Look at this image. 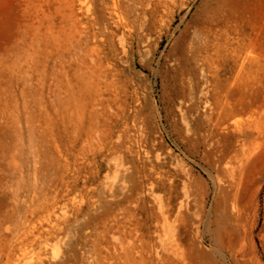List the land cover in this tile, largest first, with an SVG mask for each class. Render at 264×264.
I'll return each instance as SVG.
<instances>
[{
	"label": "rangeland",
	"instance_id": "374dc122",
	"mask_svg": "<svg viewBox=\"0 0 264 264\" xmlns=\"http://www.w3.org/2000/svg\"><path fill=\"white\" fill-rule=\"evenodd\" d=\"M83 1L0 0V264H264V0H122L95 113Z\"/></svg>",
	"mask_w": 264,
	"mask_h": 264
},
{
	"label": "bare ground",
	"instance_id": "6f19581e",
	"mask_svg": "<svg viewBox=\"0 0 264 264\" xmlns=\"http://www.w3.org/2000/svg\"><path fill=\"white\" fill-rule=\"evenodd\" d=\"M86 1L84 0L82 4L87 3ZM122 3V0L107 1L106 6H111L108 12L109 15L107 19L102 17L91 21L92 25H97L98 27L93 32L79 31L74 21L64 43H61V38L58 39L55 36L60 42H57L56 55L62 64V74L66 77L67 97L69 100H74L77 105L87 101L92 107L93 113L97 112L98 107L105 105L106 89L102 80L106 72L104 61L107 60V56L104 50L107 45L114 46L116 41L124 43V37L119 35V32L126 27L121 10ZM106 8L108 9V7ZM91 39H94L93 42H91ZM204 49L199 45L192 44L190 46L192 57L196 61L203 60V58L206 59L208 50L205 49L204 51ZM103 54L104 57L102 56ZM228 117L229 115L225 118H218L223 122ZM233 123L237 125L236 122ZM92 129L93 127H89V130ZM224 136L229 137L225 134ZM183 206L184 203L182 201L179 209L183 208Z\"/></svg>",
	"mask_w": 264,
	"mask_h": 264
}]
</instances>
